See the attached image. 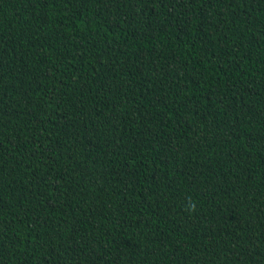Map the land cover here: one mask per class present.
I'll list each match as a JSON object with an SVG mask.
<instances>
[{
  "label": "trees",
  "instance_id": "1",
  "mask_svg": "<svg viewBox=\"0 0 264 264\" xmlns=\"http://www.w3.org/2000/svg\"><path fill=\"white\" fill-rule=\"evenodd\" d=\"M0 264H264V0H0Z\"/></svg>",
  "mask_w": 264,
  "mask_h": 264
}]
</instances>
